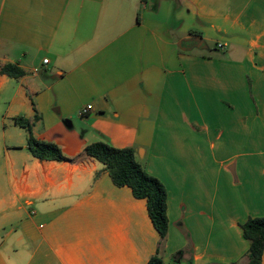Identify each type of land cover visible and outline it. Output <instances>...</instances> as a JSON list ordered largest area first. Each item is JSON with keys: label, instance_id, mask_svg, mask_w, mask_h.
Wrapping results in <instances>:
<instances>
[{"label": "crops", "instance_id": "crops-1", "mask_svg": "<svg viewBox=\"0 0 264 264\" xmlns=\"http://www.w3.org/2000/svg\"><path fill=\"white\" fill-rule=\"evenodd\" d=\"M7 65L23 76L0 73V264H247L240 226L264 217V0H0ZM16 118L70 161L33 158ZM97 142L132 148L163 185V242L146 201L84 154Z\"/></svg>", "mask_w": 264, "mask_h": 264}, {"label": "trees", "instance_id": "trees-1", "mask_svg": "<svg viewBox=\"0 0 264 264\" xmlns=\"http://www.w3.org/2000/svg\"><path fill=\"white\" fill-rule=\"evenodd\" d=\"M0 73L13 79L23 76L21 70L10 65L4 66ZM13 122L25 130L27 149L33 158L40 161H70L62 155L56 145L35 140L31 132V123L28 120L16 118ZM84 154L104 166L115 187H127L133 198L146 201L148 217L159 235L160 242H163L168 228L166 192L163 185L146 174L141 165L136 162L135 151L132 148L115 149L105 143L97 142L87 146ZM240 229L243 239L249 242L246 254L247 264H261L264 251V217L249 218L240 226ZM146 264L164 263L157 252Z\"/></svg>", "mask_w": 264, "mask_h": 264}, {"label": "built area", "instance_id": "built-area-1", "mask_svg": "<svg viewBox=\"0 0 264 264\" xmlns=\"http://www.w3.org/2000/svg\"><path fill=\"white\" fill-rule=\"evenodd\" d=\"M217 48H218V49H222V46H221V45H217ZM47 62H48V60H43V64H47ZM90 110H91V106H90V105H87V106H85V107L81 110L80 115H81V116H84V115H86L87 113H89Z\"/></svg>", "mask_w": 264, "mask_h": 264}, {"label": "rangeland", "instance_id": "rangeland-1", "mask_svg": "<svg viewBox=\"0 0 264 264\" xmlns=\"http://www.w3.org/2000/svg\"><path fill=\"white\" fill-rule=\"evenodd\" d=\"M212 51V50H211ZM215 53H217V52H215Z\"/></svg>", "mask_w": 264, "mask_h": 264}]
</instances>
